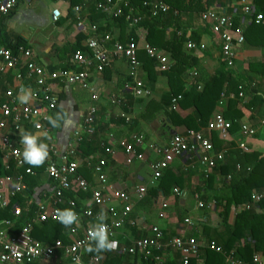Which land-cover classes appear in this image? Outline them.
Masks as SVG:
<instances>
[{
  "label": "crops",
  "instance_id": "obj_1",
  "mask_svg": "<svg viewBox=\"0 0 264 264\" xmlns=\"http://www.w3.org/2000/svg\"><path fill=\"white\" fill-rule=\"evenodd\" d=\"M237 2L238 1L236 0H226L224 6L218 5L213 9L221 12H228L229 14H231L230 11H232V15L238 17L240 11H238V9L236 10ZM78 5L83 7L82 14L87 24L90 23L97 25L92 22L90 16L92 5H90V3H85V1L83 4ZM57 7L62 9L63 17L58 22H53L52 13ZM71 7L69 8L57 4L53 0H21L17 8L9 16L0 20V47L7 48V45L10 42L22 39L26 42L27 47L25 48H28L33 52L32 60L38 65L45 67L48 72L74 70L69 67L70 65L80 69L75 64L74 56L76 52L73 54L72 48L78 43L79 37H83L81 45L82 47L85 46L88 38L87 35L89 33L91 34V32L90 29H87L86 32H84L83 25H79L74 9L72 10ZM200 16L194 21H191L186 13H182L181 16L183 19V27L190 31H203L200 42V44L204 46L203 50H189L187 48V43L190 40L184 44V51L187 54H192L193 56L200 58L198 70H191V72H188L182 77L184 87L187 90H191L195 85L201 89V86L205 81L212 78L217 72L220 62H223V44L218 36L210 31L209 24L203 22ZM241 18L243 23L241 27L244 31L247 21L243 16ZM172 31L173 29L168 30V36ZM108 34L112 36L113 42H120V40L124 38V41L130 40L129 42L139 44L140 50L138 52V59L141 63V67L138 69L137 75L150 90L151 94L146 98H138L125 89V85L132 82L130 78V67L125 59H114L103 73H99L95 68H92L90 70L91 86L88 91L82 89L78 85H69L64 81L51 82L50 89L58 99L57 108L51 116L56 117L57 114H59L61 117H64V119L60 121V127L51 126L48 128L47 135L50 136L51 139L48 140L45 138L44 142L54 145L57 149V153H49V158L45 163H47L48 166L50 161L62 163L69 160V157L67 156L69 143L73 139L75 131L83 122L90 106L95 105L98 109L95 134L89 138L90 143L88 146H85L81 150L77 149L74 158L79 164L78 176L85 179L92 188H99L100 185L94 174V167L101 161H106L104 172L107 176L109 185V191L107 192L112 196L128 194L133 204V210L129 219L123 228L117 230V234L113 238L119 242L118 247L109 252L122 254L120 250L123 247H130L135 241L151 236L152 228L155 226L163 230L167 242L172 237L176 236L194 237L197 238L205 248H207L206 246L211 241L209 237L201 235L203 228L204 226H208L213 230L218 229L219 231H222V217L219 214L217 205L208 207V212L198 208L196 196L198 195L199 200L207 205L213 201L215 202V200H211L214 194L227 192L225 188L226 186L223 184L225 179L216 176L214 190L211 191V189L208 188L199 194L198 186L203 181V177L205 179H207V177H205L206 175L204 173L205 171H203V167L196 163L194 174L191 177V181H189V187L179 192V194H176L175 190H173L170 195L166 196L159 186L160 181L155 185H151L150 183L153 178V164L162 158L161 150L169 143L175 134H184L186 129L175 126L168 116V112L164 109L154 112V116L150 120L143 118V116L147 114L146 112L149 109L148 106L150 102H153L154 105H161L162 98L171 95L169 80L167 76L164 75L165 72L159 70L158 64L154 65V81L151 82L152 74L149 65L150 58L147 55L146 48L151 47L165 54V56L169 58L171 67L175 63L172 55L166 50H160L151 46L146 39V30L143 27H127L124 33L117 28L113 29L112 32ZM134 38L136 39L134 40ZM236 52L237 58L234 68L240 73H245L248 70L250 62L264 61V48L250 47L246 42L243 45L237 46ZM17 54L18 50L14 55ZM89 55L92 54L90 53ZM65 67H69V69H64ZM16 74L17 71L0 74V95L5 99L6 92L14 90L16 97H18L21 88H30L33 94L32 100L26 105L32 106L36 104L38 102L37 94L40 93L36 86V81L34 78L30 79L28 77L19 81L16 79ZM261 83H264V81ZM230 94L227 95L229 96ZM93 95L97 97L96 101L92 100ZM228 96L222 100V105L219 104L221 101L220 98L210 121L219 115L224 117L225 112L228 110L229 105L233 100L229 99ZM173 98H175V96L172 97V110ZM236 100H239L237 104L239 109L247 102L246 99L238 98ZM118 101H122L126 107H120L117 104ZM123 110L127 113L130 122L120 118L119 115ZM177 111H180L179 104ZM180 112L183 116L193 114L191 109L182 110ZM253 118L254 117H251L250 111L246 112V117L241 120V125L247 123L255 124ZM259 120L260 119H258V121ZM1 121H3V118L0 115V122ZM257 123L258 122H256V124ZM21 130H27L33 133L39 132L36 131L33 123L24 124ZM21 130L16 131L12 122L8 120L5 129L0 132V139L2 136L8 135L13 145L23 151V146L19 143V133ZM201 131L213 140L214 133H210L207 126L202 127ZM39 133H41L42 136L44 134L43 132ZM138 135L143 136L145 140L144 146L139 150L144 154V159L135 161L132 165L128 166L125 163L126 156L120 143L122 141H131L134 136ZM221 141H223L225 145L236 143L237 148L240 143H245L250 149L249 152L256 150L264 153V131L262 130L255 137L250 138L245 137L240 130L237 133H231V138L229 140L224 141L221 139ZM107 148L116 151V156L112 157L109 155L106 152ZM6 165L3 151L0 146V177L8 175L16 176L15 174H19V171H16L14 167L12 170H7ZM188 168L185 159H179L171 165L169 170L175 174H179L180 172L182 173L183 171H186V169L188 170ZM46 169L40 173L33 169L36 173L33 177L39 178V186L36 187L34 195L30 197L27 194V189L23 191L18 199L15 198L12 200V204H10L8 209L0 211V221L5 219L15 220L13 216L14 206L21 208L22 218L27 215L25 214L26 211L29 213L31 211L30 209L35 207L33 218L36 216V211L38 206H40V203L48 202V197L55 189V183L46 173ZM5 172L8 174L4 175ZM20 172L24 173L22 170H20ZM166 172L167 171H164L163 175ZM25 177L26 175H24V179L26 187L28 188V183H26ZM226 180L229 182L231 180V175H228ZM142 186H147L149 193L153 189L158 190L159 195L153 196V193H150V197H148L149 199L147 200L148 203L142 202L143 199L139 198V195L137 194V189ZM201 196H203V198H201ZM68 199L75 201L81 211L80 213L77 211L79 221L77 224H74L77 227L79 234H83L91 224L96 222V216L101 210H103L106 215L104 222L110 223L112 221L108 207L95 206L91 192H75L73 193V196ZM113 204L118 207L119 210L122 207V204L118 200H115V203L113 202ZM166 204L168 205V208L164 209L163 206ZM62 205L61 209L70 208L68 202H65ZM91 209H93L95 216L88 218L85 216V212ZM254 210L257 213L264 215V207L262 204L259 208ZM162 213L165 215L163 218L160 217V214ZM20 219H16L17 221L15 224L9 229L11 234L19 235L21 233L24 225L20 226ZM186 219H190L193 224H186ZM43 225L44 224L37 225L35 229H41ZM48 232L49 230L47 233ZM32 237L36 240L34 231ZM105 256V254L89 257L87 255L84 264H92L91 259L94 257H99L101 261L105 260ZM256 256L264 259V256L262 255ZM176 258L181 262L180 253L168 249L163 254V263L174 261ZM136 261H138L136 264H142V261L139 259ZM233 261L237 262L240 260L233 256H229L227 257L226 264H232ZM133 262H135V260L130 259L128 264H133ZM37 264L73 263H71V261L63 254H58L51 261L38 262Z\"/></svg>",
  "mask_w": 264,
  "mask_h": 264
},
{
  "label": "built area",
  "instance_id": "obj_2",
  "mask_svg": "<svg viewBox=\"0 0 264 264\" xmlns=\"http://www.w3.org/2000/svg\"><path fill=\"white\" fill-rule=\"evenodd\" d=\"M21 0H0V20L9 16L19 5ZM55 3L71 7V0H53ZM85 3L95 2L99 11L105 15L113 18L125 17L129 26L132 28L138 27L143 17L138 12V9L133 5L137 0H84ZM144 7H150L151 13L154 17L161 15L168 16L174 12L175 15H180L178 11L173 9L163 2L162 0H154L152 2H144ZM76 19L79 25H83V30L90 29L91 34L87 33L88 38L85 47L91 52L92 55L87 54L82 50L75 53L74 61L80 71L77 70H59L56 72H48L45 67L35 63L33 59V52L25 47H19L18 54L14 55L13 51L9 48L0 47V74H6L10 71H17L16 79L22 81L25 76L36 81V86L40 93L37 94L38 102L32 106L19 104L14 90L6 92L4 99L0 95V115L3 121L0 122V132L5 129L8 120L12 122L14 129L19 131L23 128L24 124L33 123L36 131L47 133V124L49 123L47 117L56 110L58 99L51 91V82L64 81L69 85H78L84 90H90L91 86V69L95 68L99 73H103L107 67L110 66L114 59H125L130 67V78L132 82L125 85V89L133 93L135 97L146 98L150 96V90L145 86L144 82L138 77L137 72L141 67L138 59V52L140 46L138 43L129 42L123 44L121 42H113L112 36L106 34L105 36L99 35L97 25L87 24L83 17V7L76 5L73 7ZM240 9L243 13V18H251L254 16V6L252 0H240L237 2L236 10ZM63 17V12L60 7L54 9L52 13L53 22H58ZM201 20L208 23L210 31L218 36L223 44L222 60L229 68L235 67L237 58V46L245 43V36L242 27L235 28V16L228 12H221L215 9L207 10L200 16ZM263 20V15L258 14L256 21ZM90 27V28H89ZM189 50H203L202 44H196L192 41L187 43ZM147 55L150 59L154 60L161 72H168L171 69L169 58L160 51L147 47ZM228 95L223 94L221 101ZM229 99H244V94L239 93L230 94ZM92 100L96 101L97 97L92 96ZM182 96L173 98V110L178 109L179 101ZM117 104L124 108L126 105L122 101ZM98 109L95 105H91L88 112L74 133V137L69 143L67 156L69 160L62 163L50 161L48 163L46 173L55 183L53 193L48 197L45 203H40L36 211V216L30 218L24 225L19 235H13L9 229L15 222L21 218L22 210L18 206L13 207V216L15 220H2L0 221V264H34L38 262L51 261L58 251H62L63 255L68 258L73 264H84L85 257L88 254L86 250L90 242L87 239L88 229L79 236V231L75 227H66L69 231V236L72 240L69 244L65 245L61 240H57L54 244L48 245L36 241L32 237V233L37 225L45 224L46 222L54 219L55 212L60 209V206L68 202L71 208L76 207V202L66 199L67 193H88L91 192L92 200L97 207H108L111 215V222H107L110 239H113L117 230L124 227L129 216L133 210V204L128 194H119L112 196L109 191L108 179L104 172L106 161H101L94 167V174L97 177L99 188H92V186L83 178L78 176L79 164L74 160L78 146L86 139L91 138L95 134V125L97 120ZM120 118L130 122L127 113L123 110L119 115ZM40 127L37 128L36 125ZM232 123L227 121L223 116L219 115L211 120L207 129L210 133H216L220 139L226 141L231 138ZM264 131V118L260 119L257 124H242L241 133L247 137H255L260 131ZM145 144L143 136H134L131 141H122L120 146L123 148L126 161L129 166L135 161L144 159V154L139 150ZM0 146L3 151L4 160L7 170H12L14 167L19 174L16 176L0 177V211L6 210L12 204V200L17 198L23 191L27 189L25 184L24 175L34 176L36 173L33 169L26 167V163L22 160V151L16 148L10 137L4 135L0 139ZM154 148V147H153ZM238 148L243 152H249L250 149L245 143H240ZM106 152L112 157L116 156V151L107 148ZM49 153L56 154L57 149L54 145L49 144ZM162 158L153 164V178L151 185H155L165 170H168L171 165L179 159H185L189 168L195 169L196 163L200 164L205 171L208 178L217 166L224 163L226 160V151L217 152L215 150L213 140L201 130L188 129L184 134H175L169 143L161 150ZM241 170V167H237ZM22 170L24 173L20 172ZM230 179V178H229ZM6 191V192H5ZM179 194L178 190H175ZM139 198L143 199L148 194V187L142 186L137 189ZM118 200L122 207L120 210L113 202ZM198 208L204 209L213 207L216 202L205 204L196 196ZM264 202V192H254L251 199L246 202L242 209L252 210L259 208L260 204ZM164 209L168 205L163 206ZM90 213V214H89ZM85 216L92 218L95 216L93 209L85 212ZM164 213L160 214L163 218ZM17 219V220H16ZM185 223L192 225L190 219H186ZM204 246L197 238L176 236L172 237L168 242L166 241L163 230L155 226L152 228V235L142 238L133 243L130 247H124L121 250L122 254L137 255L140 254L146 259H152L156 264L163 263V254L166 250L171 249L178 251L181 255V262L183 264H190L192 258L201 256L202 248ZM208 249L218 253H222L223 249L215 241H211L207 246ZM92 264H100L99 257L91 259ZM255 264H264V259L255 256L253 259ZM232 264H244L241 261H233Z\"/></svg>",
  "mask_w": 264,
  "mask_h": 264
},
{
  "label": "trees",
  "instance_id": "obj_3",
  "mask_svg": "<svg viewBox=\"0 0 264 264\" xmlns=\"http://www.w3.org/2000/svg\"><path fill=\"white\" fill-rule=\"evenodd\" d=\"M152 1L154 0H137L133 2V5L143 17L138 27H143L146 30V39L151 46L170 52L175 63L170 71L164 73L170 83L171 95L164 96L161 100V105H154L153 102H150L147 114L143 118L150 120L153 118L154 112L164 109L168 112V116L175 126L183 127L186 130H201L202 127L207 126L210 122L223 93L239 95L240 92L244 94V99L247 100L245 105L239 109L237 107L239 100H232L224 114L225 119L232 123L231 133H237L241 130V120L246 117V112H251V117H254L253 121L255 124L258 119L264 118V83H261L264 81V61L250 62L245 73H240L235 68H229L227 64L220 62L217 72L212 78L205 81L201 89L197 85L193 86L191 90H187L184 87L182 77L191 72V70H198L200 60L199 57L187 54L184 51V44L189 40L200 44L203 31H190L183 27L182 13H186L190 20L194 21L203 12L211 10L218 5L224 6L226 0H162L173 11H178L180 15H175L172 12L168 16L161 15L158 17L152 15L149 6L144 7L143 5L144 2ZM83 3L84 0H72L71 9L73 10L75 5ZM252 3L254 16L249 19L246 18L247 24H245L244 28L245 42L250 47L264 48V0H252ZM90 5H92L90 14L92 22L98 25L99 35L102 37L111 33L113 29L118 28L124 33L125 29L130 27L124 16L118 18L109 17L97 9L95 2L90 3ZM238 11H240L239 15L238 17L235 16L234 21L235 28L241 27L243 24L241 18L243 13L240 9ZM230 13L232 14V11ZM258 14L263 15V20L260 22L256 21ZM169 29H173V31L168 36ZM82 39L83 37L78 38V43L72 48L73 54L78 50H82L87 54L91 53L85 46L82 47ZM129 41H124V38L120 40L123 44ZM19 47H27L26 42L22 39H17L7 45V48L12 49L14 53L17 52ZM155 64L157 65L154 60L149 59L152 74L151 82L154 81L153 68ZM69 67L80 71L73 65ZM69 67L64 69H69ZM173 96H182V100L179 101L180 111L191 109L193 114L183 116L180 111L172 110ZM51 126L50 123L47 124V128ZM89 143V139L84 140L78 146V150L88 146ZM213 144L217 152L226 151V160L224 163L219 164L207 179L203 177V181L198 186V193L200 194L208 188L213 191L216 176L225 179L223 184L226 186L227 192L216 193L212 196V199L210 198L216 202L219 214L222 217L223 230H213L208 226H204L201 235L209 237L210 241H216L222 247L223 252L218 253L203 247L201 256L192 258L190 264H226L229 256L237 258L244 264H255L253 259L256 255L264 256V215L257 213L254 209L244 210L242 206L251 199L254 192H264V153L256 150L245 153L237 148L236 143L225 145L216 133L213 134ZM238 165L241 166V171L237 170ZM46 166L47 163L40 167H31L26 164V167H31L38 173L45 171ZM165 171L167 172L159 180V186L166 196L170 195L173 190L181 192L189 187V181H191V177L194 174V169L192 168H188V170L186 169V171L179 174H175L169 169ZM7 174L5 172L4 175ZM228 175H231L229 182L226 180ZM25 178L26 183H28L26 191L28 196L31 197L34 195L36 187L39 186V178L31 175H26ZM150 193H153V196L159 195V191L156 189H153ZM150 193L148 192L147 197L143 198L142 202H147ZM72 196L73 193H67L66 199L69 200L68 198ZM62 206H60V209ZM262 206L264 207V202ZM72 209L75 212H81L77 203L76 207ZM30 210L29 213L25 212L27 214L25 217H21L20 226L25 225L30 218H33L35 207ZM203 210L205 212L209 211L207 206ZM72 227L77 229L75 225H72ZM48 230L49 232L47 233ZM82 235L79 234V236ZM34 236L36 240L48 245L54 244L57 240H61L65 245L72 242L68 229L59 221L53 220L46 222L41 229H35ZM58 254H63V252L58 251L56 255ZM102 254L106 256L105 260H102L100 264H128L130 259L135 260L133 264H136L138 259L142 261V264H156L152 259H146L140 254L130 255L128 253L115 254L109 251L99 253L88 251L87 255L89 257ZM162 264L183 263L176 258L174 261H167Z\"/></svg>",
  "mask_w": 264,
  "mask_h": 264
},
{
  "label": "clouds",
  "instance_id": "obj_4",
  "mask_svg": "<svg viewBox=\"0 0 264 264\" xmlns=\"http://www.w3.org/2000/svg\"><path fill=\"white\" fill-rule=\"evenodd\" d=\"M32 90L30 88H21L18 94V101L20 104H29L32 100ZM49 123L53 127H60V121L64 119L59 114L56 117H47ZM40 127L39 124L36 125ZM19 143L23 146L22 160L24 163L31 167H40L45 164L49 158V144L44 142V139L50 140L51 137L44 133H33L27 130H21ZM90 214V213H89ZM54 219L58 220L65 227L70 228L72 225L77 224L79 215L72 208L57 209ZM106 215L101 210L96 216V222L91 224L88 229L87 239L90 242L89 247L86 249L89 252H104L115 250L118 247V241L110 239V233L107 224L104 222Z\"/></svg>",
  "mask_w": 264,
  "mask_h": 264
}]
</instances>
